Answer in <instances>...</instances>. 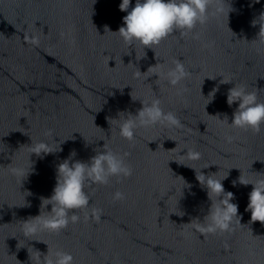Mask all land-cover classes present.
Listing matches in <instances>:
<instances>
[{"label": "water", "instance_id": "95a60500", "mask_svg": "<svg viewBox=\"0 0 264 264\" xmlns=\"http://www.w3.org/2000/svg\"><path fill=\"white\" fill-rule=\"evenodd\" d=\"M93 2L0 0V264H38L37 250L70 253L74 264H264V224L245 211L253 185L239 183L241 174L264 175V125L259 133L231 126L239 102L227 103L234 85L264 102V37L252 23L264 0H225V14H210L188 35L175 31L153 49L116 33L127 15L122 0ZM33 35L39 46L27 42ZM175 60L189 72L175 87L147 72L155 64L167 72ZM154 98L182 127H139L132 141L120 136V123ZM41 141L56 151L31 154L30 144ZM103 145L124 156L132 175L87 182L90 202L74 210L78 222L25 237L23 221L51 210L41 197L52 195L57 166L71 150L70 162H89ZM186 149L200 159H187ZM190 166L216 179L227 175L222 183L240 216L233 231L193 229L211 201ZM12 168L29 173L21 180ZM117 190L124 200H113Z\"/></svg>", "mask_w": 264, "mask_h": 264}, {"label": "clouds", "instance_id": "9594fccd", "mask_svg": "<svg viewBox=\"0 0 264 264\" xmlns=\"http://www.w3.org/2000/svg\"><path fill=\"white\" fill-rule=\"evenodd\" d=\"M93 3H95V0ZM224 3L225 0H135V5L129 10L131 0H122L119 9L126 11L127 15L123 17V26L116 33L129 45L139 43L144 49H153V46L159 45L162 40L175 31L188 35L193 32L198 24L204 25L207 23L210 14H225ZM232 10L231 5H229L226 13L227 17ZM252 23L253 25L259 23V34L264 37V12H261L259 17L253 20ZM106 30L110 31L107 26H105ZM194 38H198V36ZM27 42L35 46H39L40 43L39 37L35 35L28 38ZM173 63L174 67L168 69L167 72H164L162 66L157 64L150 66L147 72H150L151 76L157 75V80L166 79L171 86L175 87L187 78L189 72L180 60H175ZM140 73L142 72L140 71L136 75L139 76ZM230 82H232L231 79L223 78L221 80V83ZM217 90V88H213L209 93L211 99ZM178 94H180L179 91ZM131 97L136 100L132 94ZM234 102L239 103L233 113L230 125L245 131L251 130L254 133H259L261 126L264 125V102L258 101L257 93L248 91L244 85H234L228 91L227 103L231 107ZM141 103L143 106L137 110L135 115L129 113L120 123L119 134L123 138L132 141L135 131L139 127H151L157 124L168 127H182L175 113L171 111L166 113L161 108L159 98H154L150 102L141 101ZM51 134L52 130L49 129L46 135ZM228 139L231 141L232 137H228ZM104 145L103 150L97 151L89 162L80 160L70 162L72 157L76 155L75 150H71L69 157L57 166V182L52 195L41 197V207L46 208L51 205V210L48 211L46 216L41 214L35 217L30 216L23 221L22 230L25 237L34 236L44 230L59 233L70 222H78L80 217L75 214L74 210H84L88 208L90 202V197L85 191L87 182L106 185L112 177L121 179L132 175L133 169L125 163L124 156ZM186 150L184 154H186L187 159H200L201 154L199 152L193 149ZM55 151L44 141L30 144L31 154L38 157L41 154L46 155ZM177 162L183 164L180 161ZM191 168L195 170V178L199 184L206 188L207 196L211 201L204 222L192 223L193 229L199 231L202 235L223 234L233 231V223L236 218H239L236 222H240V216L238 215V205L232 202L234 194L231 191H226L222 183L227 175L222 179H216L213 173L207 175L202 171L197 173L195 168ZM10 171L21 180L26 178L29 173V171L22 168H12ZM239 183L245 186L253 185L245 211L251 212L250 222L259 221L264 224V175L261 178L249 180L241 174ZM235 184L236 181H233L234 186ZM184 187L190 189L192 186L184 181ZM213 196L215 200H213ZM125 198V194L119 190L113 194L114 201L124 200ZM27 206H30V204ZM70 212H73V214L69 215ZM100 214V210L93 209V215L97 220H99ZM183 214L182 212L178 215L183 216ZM37 252L39 253L37 256L38 264H74V257L62 250H57L53 254H49L48 251L46 254H42L38 250ZM29 254L31 259V253Z\"/></svg>", "mask_w": 264, "mask_h": 264}]
</instances>
